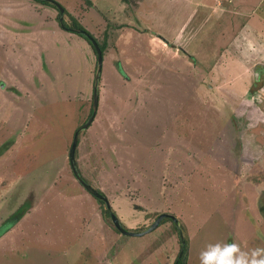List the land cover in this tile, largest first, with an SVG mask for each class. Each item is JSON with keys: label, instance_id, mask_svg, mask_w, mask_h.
I'll return each mask as SVG.
<instances>
[{"label": "rangeland", "instance_id": "1", "mask_svg": "<svg viewBox=\"0 0 264 264\" xmlns=\"http://www.w3.org/2000/svg\"><path fill=\"white\" fill-rule=\"evenodd\" d=\"M53 1L106 38L76 162L124 229L175 216L185 264L210 243L264 248V0L256 17L237 0ZM57 17L0 0V264H175L172 222L117 233L71 172L96 57Z\"/></svg>", "mask_w": 264, "mask_h": 264}, {"label": "water", "instance_id": "2", "mask_svg": "<svg viewBox=\"0 0 264 264\" xmlns=\"http://www.w3.org/2000/svg\"><path fill=\"white\" fill-rule=\"evenodd\" d=\"M36 1L41 2V3H44V2L51 3L56 8V10L58 11V23L61 27H63L62 22H63V16H64L65 10L60 4H58L57 2H55L53 0H36ZM70 31L72 33H75V34L81 36L82 38L87 39L89 41L90 45L93 47L94 52H95V57H96V65H95V71H94V77H93V94H92V101H91V113H90L87 121L80 128H78L75 131V133L73 135V140H72L69 152H68V161H69V165H70L71 171L73 173V176L75 177L77 182L84 188V190L86 192H88L92 197H94L97 200H100L104 203L106 210L110 214L112 225L122 235L140 237V236H143V235L148 234V233L152 232L153 230H155L164 219H166V218L170 219L178 228L179 239H180V243H181V249L179 251L178 258L175 261V264H178L179 260L181 259L182 254H183V247L185 245V240L183 238L179 222L175 216L168 214V213H162L159 216H157L156 219L153 221V223L148 228H146L145 230L140 231V232L127 231L122 226V224H121L120 220L118 219V217L116 216V214L112 211V208L110 206V203H109L107 197L104 194H102L100 191H98L97 189L93 188L84 179V177L81 175V173L78 169V166L76 163V158H75V152H76V148L78 145V135L80 132L86 130L91 125V123L94 120L96 111H97L98 100H99V82H100V77H101L103 56H102V52H101L97 42L94 40V37H92L89 34V32H87L86 30L79 29V28H71Z\"/></svg>", "mask_w": 264, "mask_h": 264}, {"label": "clouds", "instance_id": "3", "mask_svg": "<svg viewBox=\"0 0 264 264\" xmlns=\"http://www.w3.org/2000/svg\"><path fill=\"white\" fill-rule=\"evenodd\" d=\"M199 260L200 264H264V248L242 251L236 243H210L201 251Z\"/></svg>", "mask_w": 264, "mask_h": 264}, {"label": "trees", "instance_id": "4", "mask_svg": "<svg viewBox=\"0 0 264 264\" xmlns=\"http://www.w3.org/2000/svg\"><path fill=\"white\" fill-rule=\"evenodd\" d=\"M123 2H129L128 0H122ZM37 2V1H36ZM39 3H41V2H39ZM41 4H43V5H50L52 8H55L51 3H48V2H44V3H41ZM56 9V8H55ZM58 12V11H57ZM65 14H66V10H65V12H64ZM71 18V20H72V23L70 24V25H68L67 23H65V21H63L62 22V25H63V27H67V29H68V26L69 27H73V28H79V29H82V30H85L84 28H82V27H80V25L78 24V22L77 21H75V19L74 18H72V17H70ZM57 19H58V17H57ZM61 27V26H60ZM67 29H65V30H67ZM90 34V33H89ZM91 35V34H90ZM92 36V35H91ZM93 37V36H92ZM106 37V36H105ZM85 39V38H84ZM86 41H87V43H88V45L90 46V48L92 49V51H93V53H94V55H95V52H94V49H93V47L90 45V43H89V41L87 40V39H85ZM94 40L97 42V44H98V46H99V48H100V50H101V52H102V56H104V54H105V50H106V48H107V42H106V38H104V40H102L101 42H99L97 39H95L94 38ZM90 113H91V109H90ZM89 117V116H88ZM80 134V133H79ZM78 138H79V135H78ZM77 152V151H76ZM76 152H75V158H76ZM79 169V168H78ZM80 171V170H79ZM81 173V172H80ZM87 182H89V180H87L86 178H84ZM103 194V193H102ZM94 200H96L101 206H102V208H104V210H103V214H104V220H105V222L115 231V232H117V233H119L115 228H114V226L112 225V223H111V218H110V214H109V212L106 210V208H105V205H104V203L102 202V201H100V200H97L96 198H94V197H92ZM261 211H262V208H261ZM163 221H169V222H172L171 220H169V219H164ZM162 221V222H163ZM161 222V223H162ZM160 223V224H161ZM173 223V222H172ZM173 227H174V230H175V232H176V234H177V236H178V241H179V245H180V249H181V243H180V240H179V232H178V228L176 227V225L173 223ZM145 228V227H144ZM187 243H186V241H185V245H184V247H183V254H182V256H181V259L179 260V262H178V264H185L186 262V259H187V253H186V250H187Z\"/></svg>", "mask_w": 264, "mask_h": 264}, {"label": "crops", "instance_id": "5", "mask_svg": "<svg viewBox=\"0 0 264 264\" xmlns=\"http://www.w3.org/2000/svg\"><path fill=\"white\" fill-rule=\"evenodd\" d=\"M262 1L263 0H237V2H240L241 10L245 12L244 15L250 13L251 17H256L258 9L262 5ZM201 3L200 5H202ZM196 5H199V2H197Z\"/></svg>", "mask_w": 264, "mask_h": 264}, {"label": "flooded vegetation", "instance_id": "6", "mask_svg": "<svg viewBox=\"0 0 264 264\" xmlns=\"http://www.w3.org/2000/svg\"><path fill=\"white\" fill-rule=\"evenodd\" d=\"M34 1H36V0H34ZM38 2V1H37ZM60 26V25H59ZM60 28H62L63 30H65V29H67V27H60ZM70 29H71V27H69L68 26V29H67V31H70ZM71 32V31H70ZM256 70H258L259 72H254V76L256 77V79H257V82H258V80L260 79L259 78V76H261V77H263L264 76V67L263 66H259V67H257L256 68ZM253 76V77H254ZM99 191V190H98Z\"/></svg>", "mask_w": 264, "mask_h": 264}, {"label": "bare ground", "instance_id": "7", "mask_svg": "<svg viewBox=\"0 0 264 264\" xmlns=\"http://www.w3.org/2000/svg\"><path fill=\"white\" fill-rule=\"evenodd\" d=\"M100 89V88H99ZM170 220V219H169Z\"/></svg>", "mask_w": 264, "mask_h": 264}]
</instances>
